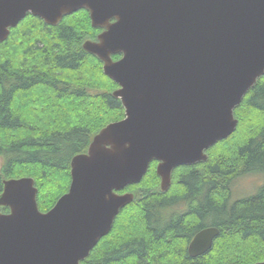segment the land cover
Returning a JSON list of instances; mask_svg holds the SVG:
<instances>
[{
	"label": "water",
	"instance_id": "1",
	"mask_svg": "<svg viewBox=\"0 0 264 264\" xmlns=\"http://www.w3.org/2000/svg\"><path fill=\"white\" fill-rule=\"evenodd\" d=\"M79 9L101 28L81 46L118 85L124 116L71 157L68 190L49 210H39L32 177L2 180L0 264H82L133 200L121 191L152 160L162 192L175 167L204 161L264 74V0H0V42L28 13L56 25ZM218 233L199 229L188 255L205 253Z\"/></svg>",
	"mask_w": 264,
	"mask_h": 264
},
{
	"label": "trees",
	"instance_id": "2",
	"mask_svg": "<svg viewBox=\"0 0 264 264\" xmlns=\"http://www.w3.org/2000/svg\"><path fill=\"white\" fill-rule=\"evenodd\" d=\"M100 30L85 9L56 25L28 13L0 42V191L3 179L32 177L42 212L68 190L71 157L124 116L112 95L118 85L81 46ZM234 117L235 130L208 147L204 161L175 167L164 192L152 160L142 179L121 191L132 192L133 200L81 263L264 261V182L255 193L230 200L235 178L264 175V74L243 95ZM207 226L219 230L211 247L189 256V241Z\"/></svg>",
	"mask_w": 264,
	"mask_h": 264
},
{
	"label": "rangeland",
	"instance_id": "3",
	"mask_svg": "<svg viewBox=\"0 0 264 264\" xmlns=\"http://www.w3.org/2000/svg\"><path fill=\"white\" fill-rule=\"evenodd\" d=\"M264 175L262 173L245 174L234 179L231 187L230 200L247 196L256 192L263 183Z\"/></svg>",
	"mask_w": 264,
	"mask_h": 264
},
{
	"label": "flooded vegetation",
	"instance_id": "4",
	"mask_svg": "<svg viewBox=\"0 0 264 264\" xmlns=\"http://www.w3.org/2000/svg\"><path fill=\"white\" fill-rule=\"evenodd\" d=\"M262 180H263V182H264V177H263V179H262Z\"/></svg>",
	"mask_w": 264,
	"mask_h": 264
}]
</instances>
